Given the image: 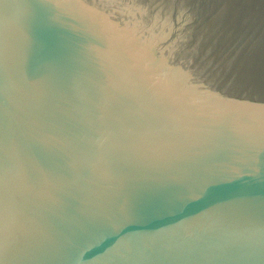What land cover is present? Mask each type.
<instances>
[{"label": "water", "instance_id": "1", "mask_svg": "<svg viewBox=\"0 0 264 264\" xmlns=\"http://www.w3.org/2000/svg\"><path fill=\"white\" fill-rule=\"evenodd\" d=\"M0 264H264V0H0Z\"/></svg>", "mask_w": 264, "mask_h": 264}]
</instances>
